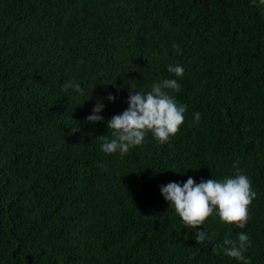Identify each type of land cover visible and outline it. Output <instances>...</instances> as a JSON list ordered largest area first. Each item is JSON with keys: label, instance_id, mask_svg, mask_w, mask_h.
Instances as JSON below:
<instances>
[{"label": "trees", "instance_id": "16d2710c", "mask_svg": "<svg viewBox=\"0 0 264 264\" xmlns=\"http://www.w3.org/2000/svg\"><path fill=\"white\" fill-rule=\"evenodd\" d=\"M163 79L187 105L178 133L106 155L98 137L112 138L131 86ZM97 102L104 119L88 123ZM234 164L257 193L246 227L210 216L185 228L161 186L231 177ZM239 232L264 264L260 0H0V264H241L220 247Z\"/></svg>", "mask_w": 264, "mask_h": 264}, {"label": "clouds", "instance_id": "9594fccd", "mask_svg": "<svg viewBox=\"0 0 264 264\" xmlns=\"http://www.w3.org/2000/svg\"><path fill=\"white\" fill-rule=\"evenodd\" d=\"M260 2L264 4V0ZM173 48L179 52L177 45L174 44ZM167 71L176 77L184 74V68L179 64L169 65ZM62 87L64 90L74 89L77 93L81 92V85L74 81H67ZM131 89L128 108L107 121L112 138L109 140L107 135L98 137L103 141L101 150L106 155L119 152L123 157L130 148L141 145L149 132L158 143H167L184 123L187 105L178 103L170 94L180 91V84L176 79H163L153 83L151 90L146 93L135 91L132 86ZM107 99L114 101L115 96L109 94ZM103 108L104 104L97 102L92 113L86 117V122H102L104 118L100 113ZM199 120L200 113H194L193 122L198 123ZM233 167L237 171L231 177L201 179L199 183L189 177L182 185L170 182L161 186L162 196L181 218L185 228L197 229L210 216L218 217L226 225H235L240 229L246 227L250 219L249 205L257 193L252 190L251 181L243 174V170L238 169L236 164ZM206 239L208 235L205 230L195 232L197 244H202ZM250 245L249 236L239 232L236 239L231 238L230 234L225 236L220 247L229 258H234L241 264H251L245 256Z\"/></svg>", "mask_w": 264, "mask_h": 264}]
</instances>
